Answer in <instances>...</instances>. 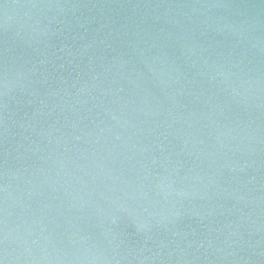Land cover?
I'll use <instances>...</instances> for the list:
<instances>
[{
  "label": "water",
  "instance_id": "water-1",
  "mask_svg": "<svg viewBox=\"0 0 264 264\" xmlns=\"http://www.w3.org/2000/svg\"><path fill=\"white\" fill-rule=\"evenodd\" d=\"M0 264H264V0H0Z\"/></svg>",
  "mask_w": 264,
  "mask_h": 264
}]
</instances>
